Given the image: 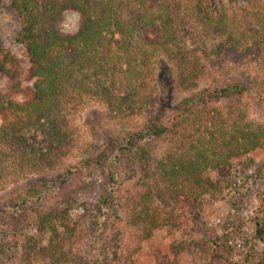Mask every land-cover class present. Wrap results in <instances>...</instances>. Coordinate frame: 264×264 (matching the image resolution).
I'll list each match as a JSON object with an SVG mask.
<instances>
[{"label": "trees", "instance_id": "16d2710c", "mask_svg": "<svg viewBox=\"0 0 264 264\" xmlns=\"http://www.w3.org/2000/svg\"><path fill=\"white\" fill-rule=\"evenodd\" d=\"M211 2L12 0L20 18L16 40L26 48L31 66L23 77L21 60L0 48V67L8 78V92L0 90V188L7 181L52 168L54 156L70 151L67 115L79 104L97 99L121 119L146 112L157 98V67L164 65L167 84L163 89L168 92L174 88L188 95L129 136L139 144L129 148L127 140L122 147V160L116 163L124 165L126 176L113 172L112 194L107 201L114 203L116 210L124 209L128 216L135 211L131 216L138 219L140 237H148L160 224L176 227L184 234H208L200 217L201 199L236 185L244 166L241 156L264 149V126L247 120L233 104L248 91L244 83L199 88L205 77L216 81L210 65L203 64L201 58L207 54L203 51L207 42L221 39L210 50L217 56L226 45L233 50L261 45L264 10H211ZM66 10L80 15L79 27L73 33L60 28ZM197 42L199 46H195ZM16 94L25 99H15ZM225 100L229 110L225 104L216 105ZM164 137L171 139V145L165 153L152 154L148 146ZM140 171L139 190L125 195V179ZM64 173L74 172L66 169ZM40 193V186L33 185L7 202L8 207L30 208L28 215L20 214L28 223L39 224V237L24 236L23 242L21 232L29 225L11 228L10 241L16 246L22 243L29 257L33 251L48 250L50 245L43 242L42 234L50 231L53 242L62 238L56 222H62L68 232L78 226L70 224L68 207L33 210L32 199L39 201ZM152 202L159 206L151 209ZM4 211L6 207L1 204L0 216ZM14 217L10 222L19 223ZM116 217L122 219L119 214ZM82 228H87V222L81 218ZM111 232L115 242L120 240L115 225ZM212 244L222 264H264V254L260 258L244 254L241 245L233 244L227 234L216 237ZM110 248L113 262L134 264L136 242Z\"/></svg>", "mask_w": 264, "mask_h": 264}, {"label": "rangeland", "instance_id": "374dc122", "mask_svg": "<svg viewBox=\"0 0 264 264\" xmlns=\"http://www.w3.org/2000/svg\"><path fill=\"white\" fill-rule=\"evenodd\" d=\"M226 7L263 11L264 0H212L210 3L211 10ZM79 22L78 11L66 10L60 18V28L63 32L73 33L77 31ZM19 30L20 18L12 0H0V48L7 49L21 60L22 75L26 77L31 63L26 48L16 40ZM220 40L210 39L203 48L207 54L201 56L203 64L210 65V74L215 76L216 81H213V77H205L201 79L199 88L216 84L224 86L234 82L244 83L248 91L236 98L233 104L247 120L264 126V40L261 45L252 44L244 49L233 50L226 45L220 55L210 54V50ZM189 46L193 47L191 43ZM195 46H199V42ZM1 64L0 51V66ZM169 69H173L172 64ZM165 79L164 65L157 67L154 83L157 98L146 112L131 119L118 118L109 111L106 104L97 99L79 104L67 115L68 130L72 138L70 151L54 156L56 161L52 168L24 176L18 181H7L2 185L0 205H4L6 211L0 216V264H53V261L60 260L59 264H119L111 260L110 247L118 243L129 246L135 242L138 248L133 254L134 264H222L223 261L217 259L218 253L212 243L216 237L226 234L233 244L241 245L244 254L254 258H260L264 254V240L261 238H264L263 148L241 156L244 166L236 185L221 188L201 199L200 217L204 222L203 229L207 230L208 234L195 231L184 234L176 227L160 224L152 229L148 237H140L138 234L141 227L138 219L131 216L135 211H130L128 216L124 209L116 210L114 203L107 201L112 194L113 172L120 171L122 177L126 176L124 165L116 163L122 160V147H125L128 141L129 148L139 144L135 137L130 139L129 136L147 120L163 114L164 108L170 110L188 95L187 92L174 88L166 92L163 89ZM0 90L8 92V78L1 67ZM13 97L17 100L25 99L22 94ZM223 104L227 106L226 110L230 109L227 100L216 103L217 106ZM170 140L169 137H164L148 147L152 154L165 153L171 145ZM66 169L74 173L65 174ZM141 173L142 171L134 173L125 179V187L122 188L125 195L139 190ZM33 185L40 186L41 189L39 201L32 199L33 210L68 207L72 220L70 224L78 223V226L75 231L68 232L62 222H56L62 238L55 240V243L51 240L50 231L42 234L43 242L50 245L48 250L44 249L39 253L33 251L29 257L22 243L16 246L10 241V235L13 233L11 228L15 224L29 225L21 232L20 242H23L24 236L39 237V224L28 223L20 214L26 212L28 215L30 208L19 209L13 205L8 207L7 202L13 196L30 190ZM157 206V202H152L151 209ZM116 214L122 219H118ZM8 216L11 220L16 216L19 223L10 222ZM81 218L87 222L85 229H81ZM114 225L116 232L120 234V240L117 242L113 240L111 232ZM14 231L17 232L16 229ZM52 246L53 249H50ZM174 252H177L176 255Z\"/></svg>", "mask_w": 264, "mask_h": 264}]
</instances>
